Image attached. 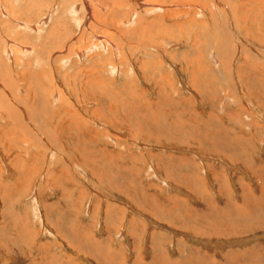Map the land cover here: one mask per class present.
<instances>
[{
  "label": "rangeland",
  "instance_id": "obj_1",
  "mask_svg": "<svg viewBox=\"0 0 264 264\" xmlns=\"http://www.w3.org/2000/svg\"><path fill=\"white\" fill-rule=\"evenodd\" d=\"M0 264H264V0H0Z\"/></svg>",
  "mask_w": 264,
  "mask_h": 264
},
{
  "label": "bare ground",
  "instance_id": "obj_2",
  "mask_svg": "<svg viewBox=\"0 0 264 264\" xmlns=\"http://www.w3.org/2000/svg\"><path fill=\"white\" fill-rule=\"evenodd\" d=\"M167 16H169V15H167ZM157 23H158V22H157ZM159 23H160V22H159ZM10 55H11V54H10ZM70 128H71V127H70ZM254 201H255V200H254ZM250 203H252V201H250ZM253 204L255 205L256 203L254 202ZM253 204H252V205H253ZM257 205H258V204H257ZM257 205H256V206H257ZM238 206H239V205H238ZM248 207H252V206H248ZM257 207H258V206H257ZM254 209H255V208H254ZM254 211H256V210H254ZM242 213H243V212H242ZM229 214H230V212H229ZM235 216H236V215H235ZM250 217H251V216H250ZM255 219H256V218H255ZM228 222H231V221H228ZM247 222H249V221H246V223H247ZM246 223H245V224H246ZM230 226H231V225H230ZM242 226H243V225H242ZM254 226H255V225H254ZM234 229H235V228H234ZM255 230H256V228H255ZM233 231H234V230H233ZM248 231H250V230H248Z\"/></svg>",
  "mask_w": 264,
  "mask_h": 264
}]
</instances>
